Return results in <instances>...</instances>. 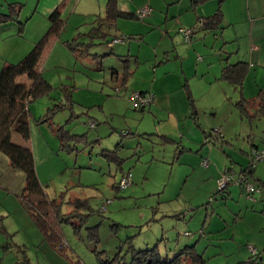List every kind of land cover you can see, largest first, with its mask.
<instances>
[{
    "label": "rangeland",
    "instance_id": "374dc122",
    "mask_svg": "<svg viewBox=\"0 0 264 264\" xmlns=\"http://www.w3.org/2000/svg\"><path fill=\"white\" fill-rule=\"evenodd\" d=\"M116 1L121 11L137 13L151 8V13L144 18L120 17L115 26L105 27L103 31L111 36L126 39L119 44H100L92 48L91 52L103 55L99 58L100 62L90 56L76 59L62 42L53 54L45 49L43 74L55 89L29 105L31 140L26 142L16 133L13 136L15 144L29 146L33 150L37 173L46 195L60 203L59 216L48 222L54 229L52 234H62L63 243L57 245L45 239L32 221L21 199L26 184L25 173L13 169L9 158L0 151V219L3 223V230L0 229V264H124L130 259V247L140 250L156 244H159L166 260L176 257L180 252L177 250L189 241L195 243L197 237L202 238L198 244L202 250L203 245H200L212 242L214 238L208 230L220 226L212 219V207L215 206L222 216L227 215L226 207L219 204L227 202L224 199L226 194H215L218 190L215 178L204 179L199 170L180 163L176 159L177 147L181 145L198 150L197 143L190 142L188 138L199 140L204 135V129L207 134L205 141L209 140L207 146L222 145L225 159L232 160L230 164L236 175L241 166L250 164V155L256 146L264 151V116L256 115L257 104L253 97H249L254 93L247 84L245 98L242 86L235 84L232 87H237L236 95L231 93L228 99L223 97L220 84L214 82V86L208 88L202 78L190 76L199 120L196 114L190 112L186 122L197 127L189 130V125L184 124L188 129L185 140L180 136L173 137L177 141L174 143L166 142L159 136L161 117L154 109L155 97L143 112L136 109L131 100L135 92L149 90L153 85L172 92L176 88V77H180L176 60L180 62L185 58L188 62V53L192 55V61L187 63L190 74L193 65H199L202 73L208 63L214 74H222V66L227 63L235 65L232 75L239 73L240 65L236 67L238 60L249 58L243 50L238 57L239 39L244 45L246 38L230 41L232 32L227 28L224 35L229 43L224 44L220 32L214 35L204 31L196 32L193 40L187 42L179 32L178 21L172 16L178 10L192 6L191 0L176 3H173L174 0ZM10 2L22 5L20 14L25 25L27 17L33 14L34 17L20 32L21 38L12 37L8 44L2 43L6 40H0L3 46H0V71L3 60L8 56L13 64H17L33 49L35 42L50 29L49 16L58 6H61L66 19L72 12L83 14V21L73 30L76 35L88 33L96 23L95 19L105 15L108 0H0V12H8ZM45 21L49 23L47 27ZM241 24H237L239 32L247 33L249 23ZM29 43L33 45L30 44V50L21 59L16 52L8 50L9 45L11 50L15 46V49L21 46L25 49ZM59 47L66 49L68 57H62ZM129 50L139 60L117 56ZM166 51L169 52L168 62H164ZM254 67L260 69L259 65L254 64ZM250 69L246 68L244 84L253 67ZM156 73L158 79L155 81ZM258 73L264 74V69ZM164 76L168 77L167 81ZM261 78L259 75L258 81ZM18 82L28 84L29 80L22 76ZM71 94L74 96L72 106L62 107L60 104ZM164 102V106H174L171 97ZM89 120L98 123L97 126L90 128ZM140 131L145 134L141 136ZM70 134L86 136L87 140L71 138ZM103 150H116L122 159L121 166L105 158ZM258 164L264 166V161ZM128 172L131 173V183L122 189L120 181ZM251 180L253 177H250ZM252 183L255 185L256 181ZM228 189L233 195L242 194L248 198L244 187L231 184ZM229 203H232L231 200ZM206 209H209L208 216ZM252 213L254 216L248 214L237 222L230 220V228L225 235L231 238L236 234L234 247L237 249L256 246L257 235L264 234L263 220L257 212ZM203 225L206 234L199 233ZM186 231L190 232V237H185ZM196 231H199L198 235ZM216 235V238L220 237ZM234 247L228 245V253L236 250ZM216 250L220 248L207 246L206 256H212ZM238 254L240 252L229 257L224 254L215 256L210 259V264H226ZM182 257L181 264H192L187 256Z\"/></svg>",
    "mask_w": 264,
    "mask_h": 264
},
{
    "label": "crops",
    "instance_id": "0c3cea01",
    "mask_svg": "<svg viewBox=\"0 0 264 264\" xmlns=\"http://www.w3.org/2000/svg\"><path fill=\"white\" fill-rule=\"evenodd\" d=\"M178 1H184V0H174L173 3H176ZM191 2H192V6H188L185 9H180V10H178V12H176V14H174L172 16L173 19H176L178 21L180 29L181 28H194L195 32L204 31L206 34L214 33V35H218L220 32L221 33L220 37L223 38L224 44L229 43V39H231L230 41H235L241 37L246 38L244 45H242L240 43L241 39H239L238 57L240 56L239 54L241 53V50H243L249 54V58L247 57L248 60H244V59L240 58L238 60L239 61L238 63H246V64H248V69H250L252 67H253V69H252V73L250 75H249V72L251 71V69L249 70L247 77H246L245 84L243 83L242 95H243V97L244 96L246 97V91H247L246 84H247L248 87H251L250 88L251 92L254 93L253 96H251V94H250L249 97H253L254 102L257 104V101L255 98H256L258 92L264 88V86H263L264 85V78H263L264 74L258 73L259 70L264 69V0H224L222 3H220L222 13H223V22L221 25L223 27V29H221V30L220 29L207 30V31L199 30V24L202 22L201 20L204 17H210L218 11V9L220 7L219 0H210V1H207V2L201 3V4H194L193 0H191ZM10 3H12V2H10ZM193 5L196 7H193ZM58 8H61V6H58L57 8H55L53 10V12ZM199 9H200V11H199ZM106 10H107V8H106ZM60 11L62 12L61 9H60ZM124 12H126V11H124ZM0 13H3V12H0ZM72 13L73 14L68 19L64 18L62 15V18H64L66 20V22H65L64 28H63L60 36L58 38L51 39L48 46L46 47V50H49L50 53L53 54L55 52L58 44H61L60 42H62V44L67 47V45H66L67 42L72 41L73 38L77 36V34L74 35L73 30L76 28V26L79 25L78 23L83 21L82 20L83 14H75V12H72ZM130 13H136V12H130ZM33 15L30 17H27V19L25 20V22L27 21L26 25L28 24V22L33 20V17H34ZM167 20H168V16L166 17L165 21H167ZM49 21H50V16H49ZM241 23H243V25H248V23H249V28H248L249 30H247V33L243 32V31L239 32V30L237 29L238 25L239 26L242 25ZM26 25H25V23H23V17L21 14L18 18H14V19H11L5 23L0 24V40L1 39H3L4 41L6 40L5 42H2V43L8 44L7 41L11 40L10 38H12V37L21 38L20 29L22 28V31H23L25 29ZM48 25H49V23L47 24V21H45V27H47ZM50 26H51V21H50ZM152 28H154V27L152 26ZM227 28H228V30H230L232 32L231 33L232 36L229 39L226 38V36L224 35L227 32ZM180 29H179V32H180ZM17 33H18V35H17ZM43 37L44 36H42V38ZM40 40L36 41L35 44L37 42H39ZM2 43H0V44H2ZM32 43H34V41ZM32 43H29V46L27 45V47H25V49L23 48L24 46L23 47L21 46V47L15 49V47H16L15 46L11 50L10 45H9L8 50L10 51V53H11V51L16 52V55L19 57V59H21L23 57V55H25L27 53V51L30 50V46L33 45ZM35 44H34V46H35ZM129 44H130V42L127 43L128 48L130 49ZM0 46H2V45H0ZM120 46H123V45H120ZM53 47H54V49H53ZM222 49H224V47H222ZM124 51L125 50H123L121 52H124ZM58 52L63 54L62 57L63 56L68 57V55H69L68 52L66 51V49H64V47H59ZM155 52H156V50H155ZM226 52H228V51L225 50V53ZM112 53L113 52H111V53L109 52L108 54H112ZM125 53L126 54H119L117 56L121 59V58H124L125 56L127 57V55H128V57H132L133 59H135L134 61L139 60L138 57L136 56V54L131 53L130 50L128 53L127 52H125ZM168 53H169L168 51H166L164 53V55L166 54V56H165L166 60L164 62L170 61ZM189 54L190 53H188V58L192 61V55L190 54V56H189ZM226 54L228 56H230V53H226ZM45 55H46V53L44 52V55H43L41 62L39 64V69L42 71V73H43L42 66H43ZM156 55H158V52ZM82 58L83 57H80V59H82ZM92 60H95L96 62L101 61L100 59L98 61V59H93V58H92ZM227 60H228V58H227ZM188 62L185 60V58H182V60L180 62H178V60H176V63L179 64V66H178L179 71L178 72H179L180 77H178V76L176 77V79H177V82L175 84L176 88H174L172 92L167 90L165 87H162V86L160 87V86H156V85H153L152 88H149V90H140V92L152 94L155 97L156 104L154 105V109L157 111L159 117H161L160 118L161 120H160V126H159L160 127L159 133L162 135L159 134V136H161L166 142H173L174 143L176 140L173 137H177V136L178 137L180 136L181 139L185 140V137L187 136L186 131L188 129L185 127L184 124L187 123L186 121L190 115V112L193 113L195 111L196 112L195 114L199 120V113H198L199 110L196 107L198 105L197 99L194 97V94H193L194 91L190 87V80H189L190 76L194 77V78L195 77L202 78L204 84L206 86H208V88H211L212 85L214 86V82H216L218 85L220 84L219 88H221V90H223V97L228 98L231 93H233V95H236V89L235 88H237V87H232V86H235V83L233 81H231L230 79L223 77V68L227 67L229 65H232L231 63H227L226 65H223L222 66V72H221L222 74L219 75V74H214L213 71L210 70V67L207 66L210 63H208L205 66V69H203L202 73L200 71L199 65H196V67L193 65L192 66V74H190L187 70V63ZM2 63H3V66L7 63H12L10 56H8L6 59H4ZM254 64L259 65L260 69H256L254 67ZM96 66H97L96 68H98V65H96ZM157 73L155 74V77H156L155 81L158 79ZM259 75L262 76L260 81H258ZM164 79L167 81L168 77L164 76ZM204 80H207V81H204ZM232 88H234V89H232ZM141 89H143V88H141ZM174 93H175V95L172 97V95ZM169 97H171V99H173L174 106H172V105L164 106V104H166V102H164V101H166ZM71 98L74 99V96L72 94H71ZM190 100H192L193 106H191ZM210 107L212 108L213 106H209V108ZM102 109L104 111L103 107H102ZM191 109H192V111H191ZM205 111H207V108L205 109ZM194 122L196 123V121H194ZM187 124L189 125V130L194 128V126H195L194 123L193 124L187 123ZM198 125H199L198 127L201 128V122H199ZM195 127H197V126H195ZM204 131L205 130L203 129L202 132L204 133V135L201 136V138L199 140H192L191 138H188L190 142L193 141V142H195V144L197 143V146L200 148L198 150H194L192 147L186 148L184 146L179 145L177 147L178 153H177L176 159L180 163H185V164H187L189 166H193L195 169L199 170L202 173V175H201L202 178H204V179L205 178H209V179L215 178L217 180L221 176V174L224 172V170L231 168L234 171L235 169L233 168V165L230 164V161H232V160L225 159V156H226V155H224L225 150H224V147L222 145L218 146L214 143L215 145H213V147H211L212 145L209 147L207 146L208 145L207 143L209 141H207V140L205 141V137L207 134H205ZM139 134L141 136H143L145 133L143 131H140ZM166 138H169L171 141L166 140ZM180 142L181 141H179L178 144ZM227 144L230 145L231 143L229 141H227ZM258 147L259 146H256V148H258ZM205 159L208 162L210 161V163L207 167L202 165V161ZM245 168H246V166H243V167L241 166L240 169L242 171ZM250 177H253V180H251L252 182L256 181V183H255L256 186L254 184L253 185L257 188H260L261 192L258 194L255 193L253 195V200H251L249 198L243 197L242 194L239 196H236L235 194L233 195L232 190L228 189L226 192V196L225 197L223 196L225 201L227 200V202L226 203H219L221 206L226 207L225 210H226L227 215L222 216L220 214V212L216 209L215 206L212 207L213 208L212 213H211L213 216L212 219H213V221L215 220V223H218V222L220 223V226H217L216 229L208 230V232L210 234H214V236L212 235V237H214V238H212L213 241L209 242V243L203 242L200 245V246L203 245L202 250L198 246V244L201 242V239H202L199 237H197L198 239L194 241L195 243H191L189 241L186 245L194 244L196 249L200 253H203L204 256H206L207 246H217L218 248H220V250H216V252H214V254L212 256L211 255L206 256L209 259H211L215 256H219L221 254H224V256L229 257L231 254H236V253L240 252V254L235 255V257H232L231 261L228 260L226 264H240L242 262L247 261L251 257L252 253L249 250L248 246L243 247V248H239V249H237V247H234L235 246L234 242L236 240V234L232 235L231 238L225 235V233H227V230L229 231V228H230L229 223H230L231 219H233V221L237 222V219L246 218L248 214H250L251 216H254V213H252V212H257L260 215L259 218H261V220H263L262 223H264V166H262L260 164L256 165L255 171L253 172V174ZM258 196H259V198H258ZM229 200H231V202H232L231 204L229 203ZM198 211H200V210H198ZM208 211H209V209H206L207 216L209 215ZM207 216H206L205 222L207 221ZM173 217H176V215H174ZM168 218H172V216H168ZM205 222H204V224H205ZM201 228H203L201 230V232H199V231L198 232L201 234H206L207 231L205 230V225H203ZM198 232L196 235H198ZM185 233H190V232L186 231ZM185 233H184L185 237H188ZM215 234H218L216 236H220V237L216 238ZM216 239L219 241H215ZM224 243L225 244L227 243L225 246L226 248L223 247ZM255 243H256V246H254V247H256V248L261 245V248H257L258 251H261L264 249V234L263 233L257 235V238L255 239ZM228 245H229V247H234L236 250L232 249L233 251L228 253V249H227ZM183 247L184 246L180 247V249H182ZM239 247H241V246H239Z\"/></svg>",
    "mask_w": 264,
    "mask_h": 264
},
{
    "label": "trees",
    "instance_id": "16d2710c",
    "mask_svg": "<svg viewBox=\"0 0 264 264\" xmlns=\"http://www.w3.org/2000/svg\"><path fill=\"white\" fill-rule=\"evenodd\" d=\"M193 1L194 4H201L210 0ZM223 1L224 0H219V4ZM21 8L22 5L18 2L10 3L9 11L7 13H0V24L14 18H18L21 13ZM120 17L137 18L136 13L124 12L119 10L116 0H109L107 3V10L105 15L98 16L95 19L96 23L94 26H92L91 30L88 33L80 32L76 37L73 38L72 41L67 42V47L72 51L76 59L85 56H90L93 59L101 58L103 55L93 53L91 52V49L100 44H107L111 46L114 39L119 38L117 36H111L107 32L103 31V29L105 27L115 26L117 19H119ZM50 21V29L44 35V37L35 44L33 49L28 54L17 64H5L0 71V151L9 158L10 166L13 169L21 170L25 173L26 184L21 199L25 209L30 214L32 221L40 228L45 239L50 240L52 243L55 242L54 244L58 243L57 245H61L63 243L62 234H56V236L55 234H52V231L54 229L49 225L48 222V220L50 221L52 218L55 219L59 216L60 203L57 199H50L46 195L45 189L37 173L33 150L29 146L15 144L13 141V136L15 133L20 135L26 142H29L31 140L29 105L38 97L49 95L55 89L54 85H52L51 82L44 77L42 71L39 69V64L50 40L53 38H58L64 28L66 20L62 18V12L60 11V8L56 9L50 15ZM201 21L202 25L199 26V30L207 31L223 29V27L221 26L223 22L221 4L218 11L214 15L210 17H204ZM192 29L193 34H195L196 32L194 28ZM20 31L22 32V28L20 29ZM97 39L100 41L95 42V40ZM239 65L240 71L239 73H235L234 75H232V68L235 67V65L224 67L223 77L230 79L235 84H239L243 88V83L246 75L245 71L246 68H248V64L239 63L236 67H238ZM115 73L118 74L117 72H113V74ZM22 76H26L28 78V84L18 82V79ZM127 77L128 75L124 77V83L127 80ZM255 99L257 101V109L255 112L256 115L264 116V88L258 92ZM190 102L191 106H193L192 100H190ZM72 103L73 101L71 95H67L64 103L62 102L60 105L62 107L66 105L72 106ZM241 106L243 107L242 104ZM136 109L144 111L145 107ZM193 113L195 114L196 112L194 111ZM97 124L98 123H96L94 127H89L95 128ZM69 137H74L81 140H84L85 138L87 140L86 136L82 137L70 134ZM166 140L170 139L166 138ZM118 147H120V145ZM102 155L105 158H108L110 161L118 163V166H121L120 162L122 159L118 157L116 150H103ZM247 167L245 169H247ZM228 170L233 171L231 168H228ZM254 171L255 169L251 170V175ZM129 173L130 172L124 174L122 178ZM231 184L235 183L232 182L226 188L217 190L215 194H226L228 187ZM239 186L241 188L243 187L242 185ZM257 189L258 191H261L260 188ZM247 196L249 198L248 193ZM47 206L51 207L48 209ZM2 225L3 223L0 219L1 230H3ZM49 229L51 230L49 231ZM190 235L191 234L189 233V235L187 236ZM249 246L250 245H248V248ZM130 252V259L124 264H181L183 259L182 256H187L192 264H210V259L204 256L203 253H200L196 249L194 244L184 246L182 249L178 250L179 254L176 257L172 259L166 258V260L164 259V254L161 253L159 244H156L152 248L140 250H135L130 247ZM104 264L110 263L105 262ZM240 264H264V249L258 251V249L256 248V253H252L251 257L247 261Z\"/></svg>",
    "mask_w": 264,
    "mask_h": 264
},
{
    "label": "built area",
    "instance_id": "2783aa9c",
    "mask_svg": "<svg viewBox=\"0 0 264 264\" xmlns=\"http://www.w3.org/2000/svg\"><path fill=\"white\" fill-rule=\"evenodd\" d=\"M151 13V8H145L142 10H139V12L136 13L137 18H144ZM202 25V22L199 24V26ZM180 32L183 34L184 39L189 42L193 40V29L192 28H181ZM125 37H119L114 39L112 44L114 43H121L125 40ZM132 102L134 103V106L136 108L140 107H146L147 105H150L154 102V96L152 94H147L143 92H135L131 97ZM96 123L94 121L89 122L90 127H94ZM250 164L248 165L247 169L241 171L238 175H235V173L231 170H224V172L221 174V176L217 179V185L218 190H222L226 188L230 183H235L237 185H242L244 189L249 194V198H252V195L258 191V189L253 185V183L250 181L251 176V170L255 169L257 163L259 161H264V151L259 150L258 148H255L250 155ZM202 165L207 167L209 165L208 161L205 159L202 161ZM131 174L124 176L120 181V186L122 189H125L130 183H131ZM186 235H189V233H186ZM249 250L252 253H256V248L252 245L249 246Z\"/></svg>",
    "mask_w": 264,
    "mask_h": 264
}]
</instances>
